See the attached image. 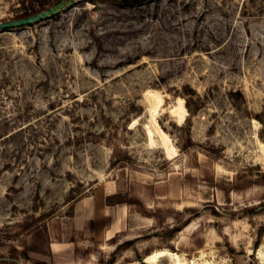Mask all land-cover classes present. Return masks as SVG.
Masks as SVG:
<instances>
[{
	"label": "rangeland",
	"instance_id": "rangeland-1",
	"mask_svg": "<svg viewBox=\"0 0 264 264\" xmlns=\"http://www.w3.org/2000/svg\"><path fill=\"white\" fill-rule=\"evenodd\" d=\"M0 264H264V0L0 30Z\"/></svg>",
	"mask_w": 264,
	"mask_h": 264
},
{
	"label": "water",
	"instance_id": "water-1",
	"mask_svg": "<svg viewBox=\"0 0 264 264\" xmlns=\"http://www.w3.org/2000/svg\"><path fill=\"white\" fill-rule=\"evenodd\" d=\"M72 0H59L56 3L40 9L34 13H30L24 16H19L15 18H9L0 21V30L9 29L17 26L28 25L32 23H36L42 20L49 18L55 13L59 12L64 6L71 3ZM18 262V261H17ZM19 263V262H18Z\"/></svg>",
	"mask_w": 264,
	"mask_h": 264
},
{
	"label": "bare ground",
	"instance_id": "bare-ground-1",
	"mask_svg": "<svg viewBox=\"0 0 264 264\" xmlns=\"http://www.w3.org/2000/svg\"><path fill=\"white\" fill-rule=\"evenodd\" d=\"M166 254L168 255V251H166V250H164V249L155 250V251H153V252L147 254V255L145 256V260H146L147 262L152 263V262H155L156 259H157L159 256L166 255Z\"/></svg>",
	"mask_w": 264,
	"mask_h": 264
},
{
	"label": "trees",
	"instance_id": "trees-1",
	"mask_svg": "<svg viewBox=\"0 0 264 264\" xmlns=\"http://www.w3.org/2000/svg\"><path fill=\"white\" fill-rule=\"evenodd\" d=\"M125 2H127V3H131V4H136V3H142L144 0H124ZM38 11V10H37ZM34 12H36V11H34ZM33 12V13H34ZM24 15H27V14H23V15H21V16H24ZM51 17V16H50Z\"/></svg>",
	"mask_w": 264,
	"mask_h": 264
}]
</instances>
